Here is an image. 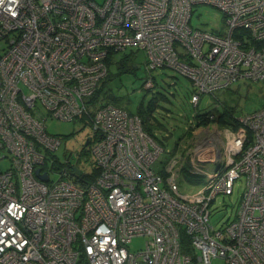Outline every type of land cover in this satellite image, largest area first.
Listing matches in <instances>:
<instances>
[{"label": "built area", "instance_id": "built-area-1", "mask_svg": "<svg viewBox=\"0 0 264 264\" xmlns=\"http://www.w3.org/2000/svg\"><path fill=\"white\" fill-rule=\"evenodd\" d=\"M197 4L217 8L226 31L194 28ZM126 49L143 52L148 73L188 77L197 105L264 79V0H0V264H264V105L155 169L164 148L139 116L93 98L110 52ZM82 116L95 136L85 146L91 180L72 173L76 153L55 155L61 139L45 125ZM199 162L217 167L202 189L181 193L184 164L196 174ZM241 175V198L215 227L212 204ZM136 236L144 248L130 251Z\"/></svg>", "mask_w": 264, "mask_h": 264}, {"label": "rangeland", "instance_id": "rangeland-1", "mask_svg": "<svg viewBox=\"0 0 264 264\" xmlns=\"http://www.w3.org/2000/svg\"><path fill=\"white\" fill-rule=\"evenodd\" d=\"M190 24L194 28L203 30L220 33L226 31L222 13L217 8L205 4L193 6ZM131 53L133 52L130 49H126L114 55L113 61L108 65L111 77H105L99 82L102 88L98 92L97 100L106 99L128 112H139L147 117V126L151 128L159 145L164 148L153 164L155 169L163 165L170 154L185 155L186 150L192 148L200 138L210 137L212 132L225 129L217 121L210 122L206 126H196L198 113L209 110L218 115L226 110L224 117L238 119L264 105V79L238 80L228 87L201 94L198 104L193 105L191 95L194 87L188 77L168 67L152 69L151 73H148L144 65L143 52L137 50L136 54L131 55ZM125 56L130 58L127 60V65L132 71H122L117 67L118 62ZM149 76L154 78L155 86L144 88L142 82ZM108 93H113L114 97L108 99ZM45 125L48 133L57 135L61 139V145L55 151V155L60 160H64L70 154L76 153V156L71 157V163L77 164L86 174H91L95 167L94 162L87 152L89 146H83L87 137L91 138L90 144L95 139L88 118L82 116L66 121L49 117ZM192 126L193 128L190 129ZM216 167V162H199V165L194 167L197 171L194 175L190 172V165L187 164V170L180 171L179 191L192 193L202 189L206 184L207 173ZM49 175L50 179L57 177L53 172ZM245 186V175H241L234 181L232 194L219 195L216 198L211 208L212 225L219 226L229 216L239 202ZM146 240L145 236H136L128 243V248L134 252L143 249ZM182 243L183 247H190L185 238ZM211 264H224V262L217 258L213 259Z\"/></svg>", "mask_w": 264, "mask_h": 264}, {"label": "trees", "instance_id": "trees-1", "mask_svg": "<svg viewBox=\"0 0 264 264\" xmlns=\"http://www.w3.org/2000/svg\"><path fill=\"white\" fill-rule=\"evenodd\" d=\"M132 52V51H131ZM117 53V51H111L108 58L106 59V62L107 64L109 65V63H111V61H113V57L114 55ZM136 54V52H133ZM131 53V55L133 54ZM130 59L128 56H125L123 58H121V60L118 62V69L122 70V71H132V69L127 65V60ZM107 78H110L111 75H110V72H109V69H108V74L106 76ZM154 86H155V83H154ZM102 88V86H98V88L96 89V93L94 95V99L96 100L97 99V96H98V92L99 90ZM113 93H108L107 95V98L109 99V95H111ZM102 101V100H101ZM105 102H109L108 100H103ZM110 103V102H109ZM149 113H150V110H148ZM131 113H134V114H137L141 120V124H142V128L143 130L150 136L152 137L157 143L158 141L155 139L154 137V134L151 130V128L149 126H147L146 124V120H147V117L146 116H142L139 112H131ZM225 113H226V110L222 111L221 113H218V115L214 114L213 112L211 111H206V112H203V113H198L196 115V126H206L208 125V123L210 122H214V121H217V123L225 128H229L231 130H235L238 125H239V121L238 119H228L227 117H224L225 116ZM192 127H190V129H192ZM159 144V143H158ZM84 146V145H83ZM85 147V146H84ZM85 149V148H84ZM172 155V154H170ZM186 165L187 164H184L183 166V170H187L186 169ZM97 173V170H94L93 169V172L91 174H85V178L86 180H91L94 178V176L96 175ZM195 175V174H194ZM79 183H82V181H78Z\"/></svg>", "mask_w": 264, "mask_h": 264}, {"label": "water", "instance_id": "water-1", "mask_svg": "<svg viewBox=\"0 0 264 264\" xmlns=\"http://www.w3.org/2000/svg\"><path fill=\"white\" fill-rule=\"evenodd\" d=\"M109 99H112L114 97V94H111L108 96ZM89 141H90V137H87L84 141V146H87L89 144ZM72 173L75 175V176H78L79 179H83V173H81V169L77 166H72ZM35 174L36 176L41 179V180H46L47 179V175L46 173H39V169H36L35 170Z\"/></svg>", "mask_w": 264, "mask_h": 264}]
</instances>
